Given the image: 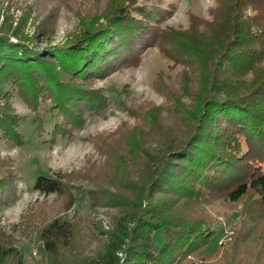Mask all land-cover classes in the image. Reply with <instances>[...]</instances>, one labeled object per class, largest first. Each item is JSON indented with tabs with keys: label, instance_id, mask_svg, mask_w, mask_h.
<instances>
[{
	"label": "trees",
	"instance_id": "trees-1",
	"mask_svg": "<svg viewBox=\"0 0 264 264\" xmlns=\"http://www.w3.org/2000/svg\"><path fill=\"white\" fill-rule=\"evenodd\" d=\"M55 1L74 20L63 40L35 44L22 18L0 21V142L24 141L14 95L33 111L37 135L56 141L107 108L109 96L91 82L137 65L148 46L182 68L160 88L162 102L127 107L133 124L92 136L98 159L37 174L33 187L62 196L64 209L88 199L109 217L105 228L77 207L45 216L35 232L49 257L41 264H264V0H214L208 17L190 11L185 28L161 27L171 10L163 0H104L101 9ZM55 5L43 6L36 38L63 22ZM11 165L0 159V206L16 193ZM229 204L240 205L238 221L205 253ZM15 244L0 229V264H18Z\"/></svg>",
	"mask_w": 264,
	"mask_h": 264
},
{
	"label": "rangeland",
	"instance_id": "rangeland-1",
	"mask_svg": "<svg viewBox=\"0 0 264 264\" xmlns=\"http://www.w3.org/2000/svg\"><path fill=\"white\" fill-rule=\"evenodd\" d=\"M46 1L55 2L54 7L58 10L56 18L60 16L63 22L57 20L55 24L49 25L48 34L54 32L53 37L51 35L46 38L45 35H39L36 38L34 35L39 30L36 27L39 16L50 10L42 9L47 4ZM68 1L72 9H84L88 6L91 8L90 5H96L101 9L104 6V0ZM163 3L168 4L167 7L171 10L160 23L161 27L168 25L185 28L189 23L190 11L208 17V7L215 2L214 0H163ZM62 5L55 0H0V21L6 17L5 24L14 26L18 19L22 18V34L35 44H41L50 38L59 41L64 38L62 31L71 29L74 25L70 12H60ZM44 8L46 9L47 5ZM158 47L151 45L145 48L137 65L112 72L103 78H95L91 82L94 88L103 87L110 98L109 104L103 111L86 116L83 126L75 128L70 138L49 141L43 137L47 135L45 132L40 133L42 137L37 135L39 128L33 120V111L18 95L11 98L15 111L22 117L21 130L24 141L22 144L0 142V159L10 161L17 176L14 198L8 204L0 206V229L5 230L13 242H16L18 264H41V261L43 263L49 261L48 256L39 252V240L35 236L36 228L44 222L45 216L68 213L77 207L80 213L88 214L92 218H101L103 226L105 228L108 226L109 217L105 214L104 207L99 205L93 207L88 199H83L66 210L63 208L62 196L41 192L33 187V183L37 174L48 175L58 170L70 171L82 167L89 160L98 159L100 156L93 146L92 136L98 132L112 131L122 121L133 124L135 118L130 114L128 106L163 101L164 96L160 88L166 83H173L182 66L164 55ZM45 106L42 104L40 111L45 120V128H48V111ZM239 208L240 205L229 204L228 215L221 219L222 222L215 227L213 238L202 248L205 253L211 252L216 244L229 237L232 232L231 225L238 221L236 210ZM30 213H34L30 222L23 221V215ZM88 240L87 250L91 251L96 240L91 237ZM162 240L163 230H156L153 236L154 245H160Z\"/></svg>",
	"mask_w": 264,
	"mask_h": 264
}]
</instances>
